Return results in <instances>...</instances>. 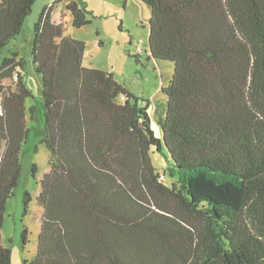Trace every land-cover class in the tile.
<instances>
[{
    "label": "trees",
    "instance_id": "16d2710c",
    "mask_svg": "<svg viewBox=\"0 0 264 264\" xmlns=\"http://www.w3.org/2000/svg\"><path fill=\"white\" fill-rule=\"evenodd\" d=\"M36 1L0 0V264H12L1 235L33 96L12 42ZM59 1L34 24L51 168L24 264H264V0H139L151 7L150 56L174 63L162 136L150 100L84 65L85 42L53 20ZM66 8L77 28L93 22L84 0Z\"/></svg>",
    "mask_w": 264,
    "mask_h": 264
},
{
    "label": "rangeland",
    "instance_id": "374dc122",
    "mask_svg": "<svg viewBox=\"0 0 264 264\" xmlns=\"http://www.w3.org/2000/svg\"><path fill=\"white\" fill-rule=\"evenodd\" d=\"M50 1H36L22 34L12 42L20 51V56L25 59V67L20 68V71L33 93L25 101L30 129L20 159L22 174L19 185L8 198L1 235L3 244L12 248V264H24L26 259L34 258L38 251L44 208L37 197L41 190V179L51 168V152L43 142V77L36 70V64L31 57L35 37L34 24L43 6ZM71 1L60 0L56 4L52 12L53 20H64L67 34L85 42V66L113 72L118 81L140 98L141 104L150 100L153 128L157 136H162L158 120L164 115L167 102L163 87L171 81L174 63L156 60L150 56L148 40L151 7L139 0H84L95 17L92 23L77 28L72 23V13L66 8ZM14 44L9 47H14ZM139 44L143 48L141 53L138 50ZM6 53L8 50L3 51L2 56ZM9 82L11 81L7 83ZM32 106L37 107L33 115ZM164 152L167 154L166 148ZM163 155L165 154L159 152L154 154L158 167H167L168 162ZM34 166L37 168L34 169ZM168 179L169 177L166 181ZM26 230L28 235L25 239L23 236Z\"/></svg>",
    "mask_w": 264,
    "mask_h": 264
},
{
    "label": "built area",
    "instance_id": "2783aa9c",
    "mask_svg": "<svg viewBox=\"0 0 264 264\" xmlns=\"http://www.w3.org/2000/svg\"><path fill=\"white\" fill-rule=\"evenodd\" d=\"M2 108V106L0 105V109Z\"/></svg>",
    "mask_w": 264,
    "mask_h": 264
}]
</instances>
